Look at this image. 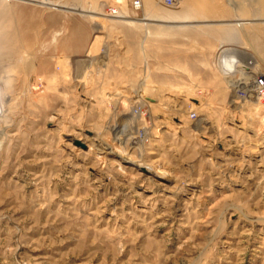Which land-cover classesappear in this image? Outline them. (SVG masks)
Segmentation results:
<instances>
[{"label":"rangeland","instance_id":"obj_1","mask_svg":"<svg viewBox=\"0 0 264 264\" xmlns=\"http://www.w3.org/2000/svg\"><path fill=\"white\" fill-rule=\"evenodd\" d=\"M40 1L0 0V264H264V103L217 67L244 48L264 73V0ZM116 125L158 175L69 140Z\"/></svg>","mask_w":264,"mask_h":264},{"label":"bare ground","instance_id":"obj_2","mask_svg":"<svg viewBox=\"0 0 264 264\" xmlns=\"http://www.w3.org/2000/svg\"><path fill=\"white\" fill-rule=\"evenodd\" d=\"M177 1V0H176ZM42 4H44V5H47L49 8L50 7H55L56 6V4H54V3H52V2H50L49 0H41L40 1ZM181 1H179V3H180ZM185 2V1H184ZM246 2V1H245ZM178 3V4H179ZM190 3V2H189ZM192 3V2H191ZM185 4V3H184ZM183 4V5H184ZM43 5V6H44ZM193 7V6H192ZM249 7V6H248ZM88 8V7H87ZM89 10V9H88ZM112 10H115V13L113 14V13H111V11ZM111 11H110V13L108 14V16H106V17H109V18H113V19H117V20H119V21H125V22H127V23H130V24H139V23H141L142 22V24L143 25H151V24H153V22H160V23H162L164 26H166V27H173V26H175V25H177V26H183L185 23H187L184 19L182 20H178V21H173L172 20V18H170V16L169 15H165V17H162V20L163 21H160V20H158V19H156V18H151V17H149V18H147V17H144L143 19H141V20H136V19H132V18H130V17H128V15L126 16L125 14H123V13H121L120 11H117L116 9H112ZM81 11V10H80ZM254 12V11H253ZM235 13V12H234ZM84 14V13H83ZM86 14V13H85ZM92 14V13H91ZM253 14H255V13H253ZM99 14H97V16H98ZM103 15V14H102ZM237 15V14H236ZM105 16V15H104ZM258 17V16H257ZM98 20V19H97ZM94 21V20H93ZM106 21V20H105ZM252 21V20H251ZM259 21V20H258ZM257 21V22H258ZM191 22H193V21H191ZM224 22V21H223ZM225 22H227V20L225 21ZM248 22V21H247ZM255 22V21H254ZM197 23V22H196ZM202 23V22H201ZM245 23V22H244ZM249 23V22H248ZM195 24V23H194ZM198 24V23H197ZM200 24V23H199ZM238 24V23H237ZM234 25V24H233ZM155 26V25H154ZM157 26V25H156ZM200 26V25H199ZM140 27H142V26H140ZM159 28V27H158ZM253 37V36H252ZM93 43V42H92ZM107 43V42H106ZM246 45V44H245ZM105 46V45H104ZM92 47V46H91ZM255 47H257L256 45H255ZM259 47V46H258ZM240 48V47H239ZM258 49V48H257ZM243 50H244V48H243ZM243 50H237V49H232L231 47L230 48H223V49H221L220 50V52L218 53V57H217V59H218V62H217V67L220 69V71H221V73L224 75V81H225V83L227 84V86L229 87V89L232 91L231 93H232V95H231V100H233V101H231V103L232 104H236L237 102H238V100H244V99H246L247 100V98H241L239 95H238V91L239 90H241V91H249L250 89H252V85H253V82H254V79H256V78H258V77H264V73H262V72H260L259 71V68H260V66H259V64L256 62V60H255V58H254V56L252 55V54H250V52L248 53V52H246V51H243ZM259 50H260V52H261V49L259 48ZM256 51V50H255ZM254 51V52H255ZM259 52V51H258ZM104 53V52H103ZM256 53V52H255ZM107 54V53H106ZM88 55V54H87ZM86 55V56H87ZM90 56H94V55H91V53H90ZM103 56V55H102ZM106 56V55H105ZM104 56V57H105ZM231 56H235L237 59H238V61H239V63L235 66V72L234 73H231V74H229V73H226L225 72V70H224V68H223V66H222V64H221V59L223 58V57H231ZM103 57V58H104ZM100 58H101V56H100ZM124 58V57H123ZM70 59V58H69ZM94 59V58H93ZM77 60V59H76ZM80 61V60H79ZM88 61V60H87ZM75 62V61H74ZM83 62V61H82ZM81 63V62H80ZM91 63V62H90ZM93 63V62H92ZM82 64V63H81ZM84 65V64H83ZM88 65V64H87ZM78 68V67H77ZM85 68H87L86 67V65H85ZM79 69V68H78ZM80 70V69H79ZM85 70V69H84ZM261 70L263 71V69L261 68ZM81 71V70H80ZM80 71H78V72H80ZM81 73H83V72H81ZM80 75V74H79ZM78 76V75H77ZM76 76V77H77ZM81 76V75H80ZM78 78V77H77ZM76 78V79H77ZM80 78V77H79ZM78 78V79H79ZM82 78H83V76H82ZM77 81V80H76ZM75 82V81H74ZM125 84V83H124ZM139 84H143L144 85V83H139ZM138 86V85H137ZM138 88H139V86H138ZM147 88V87H146ZM130 89V88H129ZM141 88H139L138 90L141 92L142 90H140ZM149 90V89H148ZM146 91V90H145ZM127 92V91H126ZM135 92V91H134ZM150 92V91H149ZM200 92V91H199ZM144 93V92H143ZM140 95V94H139ZM137 96V98L138 99H141L140 98V96H138V95H136ZM143 96V95H142ZM4 98H5V96H4ZM129 98V97H128ZM133 98H134V96H133ZM120 99V98H119ZM136 101V104H137V101L138 100H135ZM141 101V100H140ZM143 102V101H142ZM243 102V101H242ZM241 103V102H240ZM250 103V102H249ZM255 103V102H254ZM148 104V103H147ZM146 104V105H147ZM258 103H255V105H257ZM165 105V104H164ZM163 105V106H164ZM242 105V104H241ZM135 106H137V105H135ZM166 107V106H165ZM198 107V106H197ZM237 107V106H236ZM245 107H247V106H245ZM241 108V107H240ZM238 109V108H237ZM258 109V108H257ZM4 110V109H3ZM133 110V109H132ZM131 110V111H132ZM197 110V109H196ZM239 110V109H238ZM138 112L140 111V110H137ZM149 111V110H148ZM165 111V110H164ZM193 111V110H192ZM256 111V110H255ZM141 112V111H140ZM182 112V111H181ZM124 114V113H123ZM162 114V113H161ZM166 115H167V113H165ZM170 114V113H169ZM130 115V114H129ZM133 115H134V113H133ZM139 115V114H138ZM163 115V114H162ZM165 115V116H166ZM190 115V114H189ZM132 116V115H131ZM135 116V115H134ZM140 116V115H139ZM137 117V116H136ZM167 117V116H166ZM175 117V116H174ZM185 117V116H184ZM204 118V117H203ZM130 119V118H129ZM132 119V118H131ZM137 119H138V117H137ZM171 119V118H170ZM177 119V118H176ZM186 119V118H185ZM194 119V118H193ZM134 121L136 120V119H133ZM169 120V119H168ZM208 120V119H207ZM127 121V120H126ZM209 121V120H208ZM122 122V121H121ZM173 122V121H172ZM182 122V121H181ZM196 122V121H195ZM198 122L199 123H202V122H204V119H202V118H198ZM197 122V123H198ZM210 122V121H209ZM162 123V122H161ZM161 123H159V124H161ZM165 123V122H164ZM164 123L162 124L163 126H164ZM116 124V123H115ZM127 124V123H126ZM182 124H183V122H182ZM211 124V123H210ZM122 125V124H121ZM136 125H137V122H136ZM172 125V124H171ZM170 125V126H171ZM205 125V124H204ZM168 126V125H167ZM167 126H164L165 128L164 129H169V127H167ZM194 126V125H193ZM207 126V125H206ZM212 125H210V127H211ZM141 127V126H140ZM199 127V126H198ZM209 127V126H208ZM126 127L123 125V126H121V128H120V126L118 125H116V126H114L113 127V129H112V132H113V139H112V142H110V141H106L105 139H103V138H101V137H99V136H97V135H94V134H91L90 136H88V135H85V134H83V136H84V138L82 137V138H78V137H76V136H72V137H70L71 139H69L70 140V142L72 143V144H74L75 146H77L79 149L81 148H90L91 147V145H94L95 147H98V148H101L102 150L101 151H103V153L104 154H113L114 155V157L115 158H118L119 159V161L120 162H123V163H125V164H129L130 166H134L137 170H139V171H141V172H144V173H146V174H150L151 176L153 175V176H156V175H158V173L159 172H157V170L154 168V166H152V165H150L149 163L148 164H146L145 163V161H144V159H143V152L141 151L140 152V154H139V159L137 158V160H135L134 158H132V157H130V158H128V157H126L125 156V154L123 155L122 154V152H121V150H120V148H119V145L120 144H124L126 141L127 142H129V143H131L133 146L135 145V143L137 142V141H135V138H134V136H132V134H131V129H132V127H131V129H130V131H128L127 129H125ZM138 128H139V126H138ZM142 128V127H141ZM158 128H159V126H158ZM171 128V127H170ZM212 129H213V127H211ZM137 129V128H136ZM160 129V128H159ZM158 129V130H159ZM173 129V128H172ZM171 129V130H172ZM182 129V128H181ZM196 129V128H195ZM198 129V128H197ZM139 130V129H138ZM142 130V129H141ZM149 130V129H148ZM134 132V131H133ZM141 132V131H140ZM168 132V131H167ZM81 133H83V132H81ZM90 133V132H89ZM146 133V132H145ZM66 134V133H65ZM136 134V133H135ZM68 135H71V134H68ZM78 135V134H77ZM150 135V134H149ZM81 136V135H80ZM158 137H159V135H158ZM138 138H139V135H138ZM157 138V137H156ZM111 140V139H110ZM125 140V142L124 143H122L123 141ZM142 141V140H141ZM143 142V141H142ZM229 142V141H228ZM63 143V142H62ZM67 143V142H66ZM65 143V144H66ZM154 143V142H153ZM205 143V142H204ZM211 143V142H210ZM215 143V142H214ZM142 145H143V143H142ZM207 146H208V144H207ZM230 146V145H229ZM66 147V146H65ZM71 147V146H70ZM134 147H136V146H134ZM139 147V146H138ZM210 147V146H209ZM97 148V149H98ZM142 148V147H141ZM226 148V147H225ZM137 149V148H136ZM226 149H228V148H226ZM100 150V149H99ZM70 151V150H69ZM82 151V150H81ZM230 151V150H229ZM79 152H80V150H79ZM142 153V154H141ZM75 154V153H74ZM127 154V153H126ZM226 154V153H225ZM234 154V153H233ZM75 155H77V154H75ZM232 156V155H231ZM75 157V156H74ZM257 160V159H256ZM147 176V175H146ZM162 177H163V180H165V179H168V176L166 175V176H164V175H161ZM149 179H150V177H148ZM147 178V179H148ZM152 182V181H151ZM137 187V189L135 190V193H138V194H142L143 192H146V191H148L142 184H140V185H137L136 186ZM156 189V188H155ZM176 191V190H175ZM180 191V190H179ZM156 191H151V193H155ZM157 194V193H156ZM173 194H175V192L173 193ZM176 194H179L178 192L176 193ZM18 248V247H17ZM14 258V257H13ZM22 258V257H21ZM15 259V258H14ZM12 260V259H11ZM16 260V259H15ZM14 260V261H15ZM25 260V259H24ZM26 260H27V258H26ZM13 261V260H12ZM28 261H29V259H28ZM27 261V262H28ZM11 262V261H10ZM25 263V262H24Z\"/></svg>","mask_w":264,"mask_h":264},{"label":"built area","instance_id":"obj_3","mask_svg":"<svg viewBox=\"0 0 264 264\" xmlns=\"http://www.w3.org/2000/svg\"><path fill=\"white\" fill-rule=\"evenodd\" d=\"M162 3L169 8H173L176 6L177 1L176 0H162ZM132 6L134 9H138L140 7V2L138 0H134L132 2ZM111 13L114 14L115 10H112ZM237 93L241 98H247L249 99V101H254L255 103H258V104H263L264 103V77H258L254 79L252 89H250L249 91L239 90ZM195 116H196L195 113L190 114V118H194ZM261 127L264 133V121Z\"/></svg>","mask_w":264,"mask_h":264},{"label":"clouds","instance_id":"obj_4","mask_svg":"<svg viewBox=\"0 0 264 264\" xmlns=\"http://www.w3.org/2000/svg\"><path fill=\"white\" fill-rule=\"evenodd\" d=\"M239 63L238 59L235 56L231 57H223L221 59V64L225 70L226 73H234L235 72V66Z\"/></svg>","mask_w":264,"mask_h":264}]
</instances>
